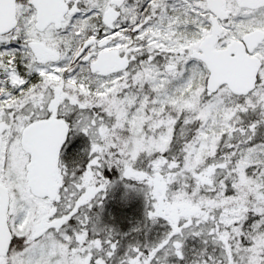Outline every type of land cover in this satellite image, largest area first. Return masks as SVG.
<instances>
[{
	"label": "snow or ice",
	"instance_id": "1",
	"mask_svg": "<svg viewBox=\"0 0 264 264\" xmlns=\"http://www.w3.org/2000/svg\"><path fill=\"white\" fill-rule=\"evenodd\" d=\"M0 264H264V0H0Z\"/></svg>",
	"mask_w": 264,
	"mask_h": 264
},
{
	"label": "flooded vegetation",
	"instance_id": "2",
	"mask_svg": "<svg viewBox=\"0 0 264 264\" xmlns=\"http://www.w3.org/2000/svg\"><path fill=\"white\" fill-rule=\"evenodd\" d=\"M123 185L114 189L104 202L103 222L127 233L143 219V198L133 196L127 203L121 200Z\"/></svg>",
	"mask_w": 264,
	"mask_h": 264
},
{
	"label": "rangeland",
	"instance_id": "3",
	"mask_svg": "<svg viewBox=\"0 0 264 264\" xmlns=\"http://www.w3.org/2000/svg\"><path fill=\"white\" fill-rule=\"evenodd\" d=\"M143 198V197H142ZM143 206H144V200H143Z\"/></svg>",
	"mask_w": 264,
	"mask_h": 264
}]
</instances>
